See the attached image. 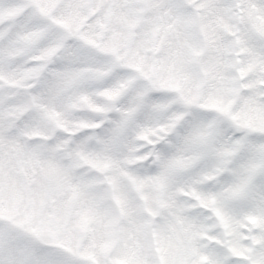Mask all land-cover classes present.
<instances>
[{"label": "snow or ice", "instance_id": "obj_1", "mask_svg": "<svg viewBox=\"0 0 264 264\" xmlns=\"http://www.w3.org/2000/svg\"><path fill=\"white\" fill-rule=\"evenodd\" d=\"M0 264H264V0H0Z\"/></svg>", "mask_w": 264, "mask_h": 264}]
</instances>
